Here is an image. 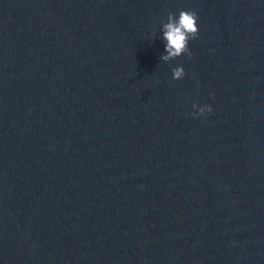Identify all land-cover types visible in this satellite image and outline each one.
<instances>
[{"label":"water","instance_id":"1","mask_svg":"<svg viewBox=\"0 0 264 264\" xmlns=\"http://www.w3.org/2000/svg\"><path fill=\"white\" fill-rule=\"evenodd\" d=\"M0 264H264V0H0Z\"/></svg>","mask_w":264,"mask_h":264},{"label":"clouds","instance_id":"2","mask_svg":"<svg viewBox=\"0 0 264 264\" xmlns=\"http://www.w3.org/2000/svg\"><path fill=\"white\" fill-rule=\"evenodd\" d=\"M198 15L193 9H181L178 14L169 12L166 22L161 24L162 40L164 41V54L160 56V60L168 62L176 57L185 54L191 56L189 49V40L198 36ZM172 79L179 80L185 76V70L182 66L171 68ZM194 111L190 113L194 118L198 116H206L212 111L210 105L193 104Z\"/></svg>","mask_w":264,"mask_h":264}]
</instances>
